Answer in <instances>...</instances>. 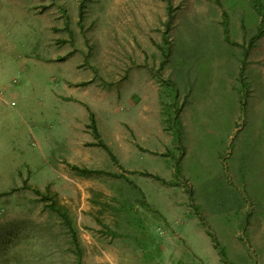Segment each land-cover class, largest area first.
I'll list each match as a JSON object with an SVG mask.
<instances>
[{"label":"rangeland","instance_id":"rangeland-1","mask_svg":"<svg viewBox=\"0 0 264 264\" xmlns=\"http://www.w3.org/2000/svg\"><path fill=\"white\" fill-rule=\"evenodd\" d=\"M0 264H264V0H0Z\"/></svg>","mask_w":264,"mask_h":264},{"label":"crops","instance_id":"crops-1","mask_svg":"<svg viewBox=\"0 0 264 264\" xmlns=\"http://www.w3.org/2000/svg\"><path fill=\"white\" fill-rule=\"evenodd\" d=\"M103 87L99 86L98 88L95 86L94 88H85V90L82 89V91H71L70 96L74 97L77 101L84 104L86 109L89 111V114L92 117V120H94V123L96 121L95 125V137L96 139H83L78 134H70L72 136L71 140L68 142V148L71 150L72 157H75L79 160H82L81 163L83 165H86L88 160H84L83 155L90 153V146L91 151H94V149H98L99 146L103 145L106 147H109V141L105 142L102 134L103 130V122L102 120H119L118 114V104L114 102L113 99H111L110 96L106 95L105 92H103ZM150 100L153 102L155 101V97H151ZM123 114V113H122ZM82 116V114H79ZM69 120H78L75 116V113H70L68 115ZM147 120V119H142ZM114 130L116 132L115 136L113 137V142H118V127L117 123H113ZM98 142H100L98 144ZM87 158V157H85Z\"/></svg>","mask_w":264,"mask_h":264},{"label":"trees","instance_id":"trees-1","mask_svg":"<svg viewBox=\"0 0 264 264\" xmlns=\"http://www.w3.org/2000/svg\"><path fill=\"white\" fill-rule=\"evenodd\" d=\"M103 147H105V146H103ZM105 149H106V148H105ZM34 192H35L36 194H38V195L41 197L42 200H49V201H50V208H51V209H55L56 211H58V213H60L61 217H63L64 220H66V221L68 222V218H67L66 214H65L64 212H60V208H57V207H56V203H55L54 201L52 202V200H50L51 197L48 196L47 193L44 194V193L41 192L39 189H34Z\"/></svg>","mask_w":264,"mask_h":264}]
</instances>
